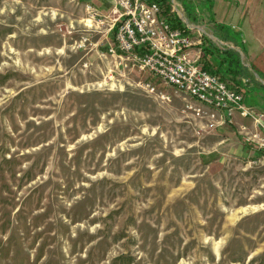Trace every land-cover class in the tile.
<instances>
[{"label": "rangeland", "instance_id": "rangeland-1", "mask_svg": "<svg viewBox=\"0 0 264 264\" xmlns=\"http://www.w3.org/2000/svg\"><path fill=\"white\" fill-rule=\"evenodd\" d=\"M190 1L209 35L240 25ZM86 2L0 0V264H264L249 124L103 56L112 5L99 25Z\"/></svg>", "mask_w": 264, "mask_h": 264}, {"label": "built area", "instance_id": "built-area-1", "mask_svg": "<svg viewBox=\"0 0 264 264\" xmlns=\"http://www.w3.org/2000/svg\"><path fill=\"white\" fill-rule=\"evenodd\" d=\"M110 1L114 17L108 31L114 29V42L107 43L106 50L101 53L103 56H112L123 68L148 71L176 91L185 92L211 108V116L222 111L229 120L236 117L248 119L249 126L250 122L254 126L248 138L259 149H264V110L247 104L244 90L203 67L200 48L203 30L190 25L180 15L182 5L175 3L170 8V12L183 23V26H178L172 25L162 15V7L157 0ZM84 7L89 20L96 24L105 23L109 17L93 4L86 2ZM193 32H196L195 37ZM196 45L199 48L195 50ZM141 86L150 91L155 89L149 82H141ZM241 127L248 125L243 123Z\"/></svg>", "mask_w": 264, "mask_h": 264}, {"label": "crops", "instance_id": "crops-1", "mask_svg": "<svg viewBox=\"0 0 264 264\" xmlns=\"http://www.w3.org/2000/svg\"><path fill=\"white\" fill-rule=\"evenodd\" d=\"M92 2V4L99 9L102 12V8L107 12L111 8V1L107 0L108 3H106L103 6L102 2H97V0H89ZM212 1V0H211ZM212 3V2H211ZM231 3V4H230ZM99 4V6H98ZM226 5H230V8H239V5L242 6V14L239 17V26H235L233 31H241L240 29H245V36L242 37L241 33L239 36H236L237 41L228 40L225 38H218L214 35L212 31V27H214V24L216 25H225V26H232L231 24H228L227 22H215L210 29V35L203 31V37L207 36L211 40L215 42V45L218 49L224 50L226 48H231L234 51H236L239 54L240 62L247 67V74L249 75V78H251L253 83L249 87H243L242 86V78L240 74H237L234 70H228L223 71L219 75L222 79L227 80L228 83H231V85H234L236 87H240L242 90L247 91L248 95L250 96V103H247L249 105L255 106L256 108L260 110H264V22L263 17L264 15V0H231L226 3ZM240 13V12H239ZM189 23H194L190 21L187 16L185 18ZM238 24V23H237ZM197 26V28H200L202 26L199 25H193ZM232 29V28H231ZM252 31V32H251ZM252 35V38H251ZM202 37V39H203ZM202 45H200V48ZM199 45L194 46V49H198ZM206 58V57H205ZM204 59L203 53H202V59ZM210 59L209 57L205 59ZM212 59V58H211ZM210 61V60H209ZM212 65V60L210 62ZM214 67V66H213ZM226 68V65L225 67ZM239 122H243L244 124L248 125L249 120L245 118L237 117ZM254 131V126L250 122V132ZM256 152V150L250 149V152Z\"/></svg>", "mask_w": 264, "mask_h": 264}, {"label": "trees", "instance_id": "trees-1", "mask_svg": "<svg viewBox=\"0 0 264 264\" xmlns=\"http://www.w3.org/2000/svg\"><path fill=\"white\" fill-rule=\"evenodd\" d=\"M158 1V0H157ZM162 1V0H159ZM183 5L184 12L187 18L192 21L196 22V16L194 14V6L190 0H178ZM200 6L202 9H210L211 0H199ZM162 15L172 24L183 26V23L180 19L173 13L169 11V7L166 6L165 8L162 7ZM212 31L215 36L218 38H225L228 40L236 41L235 35L239 36L237 31H233L230 28L222 25L214 24L212 27ZM202 53L204 58L209 57L208 61H203V67L213 73L220 74L223 71L234 70L237 74H240L244 78H242V86L249 87L251 83H253L252 79L249 78L247 74V67L244 66L240 62L239 54L231 48H226L224 50H220L216 47L215 42L211 40L209 37L204 36L202 41ZM212 58V59H211ZM210 60V61H209ZM212 60L213 65L210 63ZM226 65V68H224ZM214 66V67H213ZM221 75V74H220ZM245 82H244V81Z\"/></svg>", "mask_w": 264, "mask_h": 264}]
</instances>
